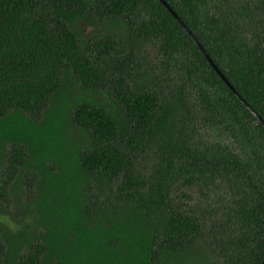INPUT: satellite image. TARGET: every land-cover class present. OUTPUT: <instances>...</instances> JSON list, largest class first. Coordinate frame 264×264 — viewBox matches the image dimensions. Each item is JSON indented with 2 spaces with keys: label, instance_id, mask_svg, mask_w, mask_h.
<instances>
[{
  "label": "trees",
  "instance_id": "trees-1",
  "mask_svg": "<svg viewBox=\"0 0 264 264\" xmlns=\"http://www.w3.org/2000/svg\"><path fill=\"white\" fill-rule=\"evenodd\" d=\"M163 1L228 84L161 0H0V264L262 263L264 0Z\"/></svg>",
  "mask_w": 264,
  "mask_h": 264
},
{
  "label": "rangeland",
  "instance_id": "rangeland-1",
  "mask_svg": "<svg viewBox=\"0 0 264 264\" xmlns=\"http://www.w3.org/2000/svg\"><path fill=\"white\" fill-rule=\"evenodd\" d=\"M84 28L86 29V31H89L90 28H93V27L90 25H86ZM105 28H108V27H105ZM99 31L101 32V30H99ZM157 56L158 55H157L156 51L154 50V47H152L150 44H146L145 47L143 48V50L140 52V57L138 58V59H140L139 63L142 65V67L149 69L150 71H153L152 73L156 74L159 70V67H158L159 63L157 62V60H159V58H160L159 56L158 57ZM100 99L106 100V101L109 100L104 95H101ZM144 167H145V164H144ZM196 190H197L196 188H192V189L187 191V193L193 197V198H191V200L189 202L190 204H193V203L195 204V203H198L199 200H203L200 196L196 195ZM22 205H23V200H21V205H20L21 207L19 208V205H18L17 210L23 211ZM202 232H203L202 238L204 240L207 238V241H208L209 239L207 237L206 231L203 230Z\"/></svg>",
  "mask_w": 264,
  "mask_h": 264
},
{
  "label": "water",
  "instance_id": "water-1",
  "mask_svg": "<svg viewBox=\"0 0 264 264\" xmlns=\"http://www.w3.org/2000/svg\"><path fill=\"white\" fill-rule=\"evenodd\" d=\"M162 1V3L168 8V10L172 13V15L176 18V20H178V22L180 23V25L182 26V28L190 35V37L194 40V42L199 46V48H200V50L203 52V54H204V56L206 57V59L208 60V62L212 65V67L217 71V73L220 75V77L225 81V82H227V80H226V78L222 75V73L219 71V69L216 67V65L212 62V60L210 59V57L206 54V52L204 51V49L201 47V45L197 42V40L194 38V36L190 33V31L187 29V27L183 24V22H181L180 20H179V18H178V16L172 11V9L166 4V2L165 1H163V0H161ZM227 84H228V82H227ZM230 87H231V89L232 90H234L233 89V87L231 86V85H229ZM235 92V91H234ZM237 94V93H236ZM246 106H248V105H246ZM249 107V106H248ZM250 108V107H249ZM250 110H252L251 108H250ZM253 111V110H252ZM254 112V111H253ZM254 114L256 115V116H258L255 112H254ZM262 124H264L263 122H262ZM261 264H264V259H263V261H262V263Z\"/></svg>",
  "mask_w": 264,
  "mask_h": 264
}]
</instances>
